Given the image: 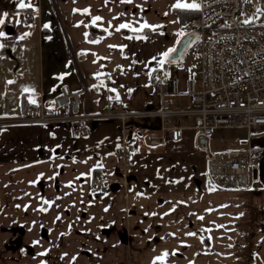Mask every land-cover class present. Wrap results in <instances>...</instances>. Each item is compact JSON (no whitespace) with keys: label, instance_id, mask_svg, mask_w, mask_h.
<instances>
[{"label":"crops","instance_id":"obj_1","mask_svg":"<svg viewBox=\"0 0 264 264\" xmlns=\"http://www.w3.org/2000/svg\"><path fill=\"white\" fill-rule=\"evenodd\" d=\"M30 2L35 11L19 10L18 0H0V17L7 13L0 25L5 33L0 37V121L25 116L24 98L36 111L52 108L62 85L81 93L84 115L105 112L110 100L129 110L156 107L152 73L161 67L171 72L169 62L180 63L186 52L172 60L189 37L188 22L181 24L178 11L197 15V10L175 8L178 0ZM179 2L199 5V0ZM28 14L33 19L23 24ZM97 16L101 19L93 23ZM145 23L158 27L141 28ZM121 24L138 31H116ZM91 33L99 35L90 39ZM169 49L175 51L161 64ZM180 103L188 106L186 99ZM75 130L69 124L0 127V264H130L132 249L136 258H147L148 243L169 242L173 233L171 264H264V151L253 156L256 177L251 168L247 188L227 187L205 169L196 189L187 178L179 190L166 192L159 183L144 192L131 184L137 178L130 172L136 158L209 157L206 139L194 133L193 147L179 150L183 138L155 148L148 144L147 130L123 132L118 122L92 121L77 139ZM124 140L133 141L129 164L119 152ZM255 143L264 149V136ZM96 174L106 179L105 194L90 193ZM164 206L172 218L169 240L163 235L166 219L160 218ZM143 207L160 216L147 217ZM136 210L139 219L132 220ZM206 221L222 234L203 245L222 246L192 251L194 238L179 229L193 232ZM148 227H155L154 235Z\"/></svg>","mask_w":264,"mask_h":264},{"label":"built area","instance_id":"obj_2","mask_svg":"<svg viewBox=\"0 0 264 264\" xmlns=\"http://www.w3.org/2000/svg\"><path fill=\"white\" fill-rule=\"evenodd\" d=\"M252 17L250 0H199L197 15L185 31L199 47L200 81L187 80L181 91L176 74L158 68L151 75L156 107L129 110L110 100L105 112L84 115L80 112L81 93L62 85L52 108H29L23 117L1 120L0 127L69 124L76 127L73 137L77 139L86 134L92 121L118 122L123 132L147 130L148 144L155 148L178 143L190 131L206 139L211 153L206 161L208 176L227 187L247 188L253 156L264 151L253 142L254 137L264 136V14ZM32 19L28 14L23 24ZM226 129H244L246 140L218 146L212 142L210 148L213 132ZM132 151L133 141H122L119 152L125 164L131 162ZM107 189L106 179L97 176L90 193L102 195Z\"/></svg>","mask_w":264,"mask_h":264},{"label":"rangeland","instance_id":"obj_3","mask_svg":"<svg viewBox=\"0 0 264 264\" xmlns=\"http://www.w3.org/2000/svg\"><path fill=\"white\" fill-rule=\"evenodd\" d=\"M261 1L262 0H250L254 11V17L261 14V12H257V9L261 10ZM184 36L185 34L183 35V37ZM168 68L178 77L181 84V91L185 90V83L187 80H193L196 83H199L200 55L198 45L192 44L186 50L182 61L180 63L174 64L169 62ZM259 138L260 137H254V145H256L255 141L257 139L259 140ZM211 139L222 140L231 143H239L246 140V131L244 129L216 130L213 132ZM195 142L196 135L194 133L185 132L183 135V142L176 146H178L179 150H187L191 149ZM209 146L211 148V143ZM157 156L158 157H138L133 161V166H131L130 172L131 176L133 175L137 177L131 182L134 187H141L142 189H144L145 192L146 189L148 191L149 188H153L156 186V184L160 183L164 191L168 192L167 189L174 191L176 187L178 190L181 189L180 186L182 185V181L186 180L187 178H193L195 189L202 185L201 178L204 175L203 171L206 169V161L208 157H161L160 155ZM176 181L178 182V185L175 183ZM165 198L169 199L171 198V195L169 194L168 196H165ZM147 203L151 204L150 201H147ZM161 210H163L164 213H162V216L160 218L166 219L163 222V235H166V238L169 240L172 234V227L170 225L172 222V218L170 217L171 212L166 211L165 206ZM135 213L136 215H134V213L132 214V220L139 219V215H137L138 210H136ZM146 213L147 210L143 207V214L145 215ZM158 213L159 212H157L156 215V212H148L147 217L160 216ZM198 217L199 215L196 212V218ZM179 218L186 219V215L180 214ZM152 222H154V219ZM209 224L210 222H207L202 227H194L193 232L189 229L186 231V227H182L179 229L180 235H186L188 233L196 234L192 236L194 238L192 242V247H194V249H192V251H213L216 250L217 247L222 246L220 243H217L216 245L212 244L213 247L211 246V244H205V246L203 245L204 240H212V238L215 239L217 236L220 238L219 235L222 234V232H220V228L207 227ZM134 229L137 231L138 227H134ZM147 229V231H152L150 235L155 234V227H148ZM202 230H206V232L202 233ZM158 234H160V229H158ZM172 237L173 238L169 242L148 243L145 249L146 252H148L147 258H136L135 253L133 252L134 250L132 249V258L130 259V264H153L155 258L160 257L161 254L165 252L168 253V255L163 261V264H171V250L173 248L172 245L174 244V233L172 234ZM133 245L134 244L132 243V247ZM195 261H197V263H202L201 259H196ZM156 264H161V262L156 261Z\"/></svg>","mask_w":264,"mask_h":264},{"label":"snow or ice","instance_id":"obj_4","mask_svg":"<svg viewBox=\"0 0 264 264\" xmlns=\"http://www.w3.org/2000/svg\"><path fill=\"white\" fill-rule=\"evenodd\" d=\"M122 2L124 3H131V0H122ZM247 2V0H246ZM175 8H181V9H191V10H198L199 9V5L197 3H181L177 2L176 5H174ZM26 8H32L33 11H35V9L33 8L30 0H28V2H25V0H18V9L19 10H23V9H26ZM76 11H79V10H75L74 9V12ZM88 12V9H85L83 10V13L82 14H86ZM257 12L260 13L261 10L260 9H257ZM261 14H264V13H261ZM17 15H19V12L17 13ZM7 17V13L4 14V17H0V25H3L5 23V18ZM101 18L99 16L97 17H94L93 18V23H95L96 21H99ZM17 24L20 23L19 20L16 21ZM244 23H251V21H244ZM45 27H48L47 25H45ZM149 27H152L153 30H155V27H158V26H150L148 24H143L141 26V28H149ZM122 28H129L131 31L135 32V31H138V29H135V28H132L131 25L129 24H121L119 25V27L116 29V31H119L120 29ZM105 31H107V29H105ZM5 33L0 31V37L4 36ZM29 35V33H25L24 36H27ZM24 37H21V39H23ZM93 43H98V41H93ZM112 47V46H110ZM175 51V49H169L167 52L163 53V57L164 59L160 61L161 64L164 63L165 60L168 59L169 56H171V54ZM59 79H63V77H59ZM8 83H12V81H9ZM30 102H33L34 101H30ZM47 203V202H46ZM41 211H44V209H40ZM174 210V209H173ZM167 214V213H166ZM57 219H59V217H57ZM200 219H202V217H200ZM188 235H191V236H194L196 235L195 233H188ZM175 254V253H173ZM168 253H162L160 257H157L155 258L153 264H156V261H160L161 264H163V261L165 260V258L167 257Z\"/></svg>","mask_w":264,"mask_h":264},{"label":"water","instance_id":"obj_5","mask_svg":"<svg viewBox=\"0 0 264 264\" xmlns=\"http://www.w3.org/2000/svg\"><path fill=\"white\" fill-rule=\"evenodd\" d=\"M194 40V36H189L186 37L177 47L172 60H179L180 57L183 55V53L186 51L187 47L190 45V43H192V41ZM202 145L203 148H206L205 145V140L202 141ZM252 173H253V178L256 177V169L253 167L252 168Z\"/></svg>","mask_w":264,"mask_h":264},{"label":"trees","instance_id":"obj_6","mask_svg":"<svg viewBox=\"0 0 264 264\" xmlns=\"http://www.w3.org/2000/svg\"><path fill=\"white\" fill-rule=\"evenodd\" d=\"M178 14H180L181 24H184V23L189 22L193 17H195V14L196 13L188 14V13H184V12L178 11ZM96 35H99V34H94L93 35L91 33L90 36H89V38L90 39H94L96 37ZM22 106H23V109H24L25 114H26V112H27V110L29 109L30 106H28L27 101L25 100V98L23 99ZM97 175L98 174H96V177H97Z\"/></svg>","mask_w":264,"mask_h":264}]
</instances>
